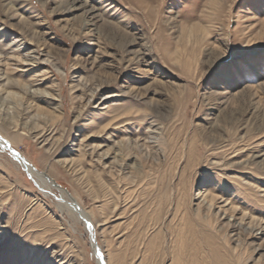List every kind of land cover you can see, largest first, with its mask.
Masks as SVG:
<instances>
[{
    "label": "rangeland",
    "instance_id": "1",
    "mask_svg": "<svg viewBox=\"0 0 264 264\" xmlns=\"http://www.w3.org/2000/svg\"><path fill=\"white\" fill-rule=\"evenodd\" d=\"M0 61L63 102L45 141L11 143L51 190L0 146V264H99L61 189L104 264H264L263 240L196 212L207 190L264 222V0H0ZM83 139L133 156L102 170Z\"/></svg>",
    "mask_w": 264,
    "mask_h": 264
},
{
    "label": "bare ground",
    "instance_id": "2",
    "mask_svg": "<svg viewBox=\"0 0 264 264\" xmlns=\"http://www.w3.org/2000/svg\"><path fill=\"white\" fill-rule=\"evenodd\" d=\"M92 10L94 9L92 8ZM84 26L93 27L94 23L89 20L84 21ZM107 26H109V24ZM12 58L22 66H33L35 64H39L38 60L40 61V59L31 57V55L24 56V54L21 53L17 56L13 55ZM8 60L12 59L9 58ZM46 61L49 62L48 60ZM140 62H143V60L139 58L132 64H139ZM1 63L2 61H0V64ZM15 72L17 71L14 69L5 71L0 68V134L10 140L8 141L0 136V146L13 153L14 160L18 162L30 175L41 181L43 184L42 186H45L46 190H51V187L54 186V181L48 178L45 174L37 171L34 165H32V163L25 156L15 152L14 149H12L11 143L14 145L17 140H26L30 138H35L37 140L42 139V141H45L46 135L48 133L51 134V127H48L44 123V120H50L52 123H55L61 121L63 118V102L61 100V95L60 92L55 91L53 87H47L44 89L38 87L36 88V81H29L28 83L24 85L20 84L21 86L17 87L18 85L13 82L10 76ZM80 116L81 113L77 118ZM79 145L83 148L81 154L85 157H90L93 164L102 170L109 169L110 167H107L106 163L108 160L113 159V164L115 166L112 168V172L115 168L124 169L125 165H127L128 161H130L133 156L132 150L127 148L128 146L123 141L114 143L113 147L107 146L105 150L102 149L101 143L88 145L85 139L81 140ZM124 150H128V152L123 153ZM62 165L69 171L76 170L75 161L73 160L64 161ZM42 186L40 185V187L45 190V187ZM61 194L62 197L66 196L69 198V202L65 201L63 207L66 208L71 215H74L76 219L82 221L89 229L91 235V245L96 256L95 258L99 264H104V257L101 249L94 240V228L91 225L89 215L77 202H75L74 198L69 196L62 189ZM197 196L199 202L196 206V212L197 215L204 221L210 222V219L212 221H220L222 216H224L225 219L230 217L233 219L234 223H231V220H229L228 227L232 228L235 235L239 234L238 237L240 238L242 232L247 233V231H250L248 235L249 237L252 236L251 238L254 241L263 240V243L259 245L258 250H264L263 220L250 218L247 214L239 212L237 208L232 206L230 207V205L225 204L224 201H221L220 198L207 190H204L203 193L199 192ZM215 211L217 212L215 213ZM253 231H256L257 234H251ZM239 244H241V241H239Z\"/></svg>",
    "mask_w": 264,
    "mask_h": 264
}]
</instances>
